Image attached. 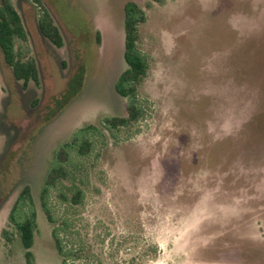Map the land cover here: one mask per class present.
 Segmentation results:
<instances>
[{
  "label": "rangeland",
  "instance_id": "rangeland-1",
  "mask_svg": "<svg viewBox=\"0 0 264 264\" xmlns=\"http://www.w3.org/2000/svg\"><path fill=\"white\" fill-rule=\"evenodd\" d=\"M12 1L39 81L16 80L0 49V264H27L9 222L27 186L35 264H62L52 231L63 221L67 264H264V0H43L60 48L34 2ZM129 1L147 14L144 117L110 131L104 118L127 115L116 83ZM87 125L100 129L95 147L50 191L51 224L41 193L54 154ZM74 187L77 206L59 197Z\"/></svg>",
  "mask_w": 264,
  "mask_h": 264
},
{
  "label": "trees",
  "instance_id": "trees-1",
  "mask_svg": "<svg viewBox=\"0 0 264 264\" xmlns=\"http://www.w3.org/2000/svg\"><path fill=\"white\" fill-rule=\"evenodd\" d=\"M37 5L40 11L38 27L41 34L54 46L60 48L63 45L59 29L54 24L52 16L44 6L43 0H30ZM125 52L124 59L127 68L122 72L116 83L117 93L128 101L126 116L106 117L102 120L103 128L110 131H123L138 123L144 117V108L139 100L140 87L148 77L150 71L149 58L140 48L139 28L147 21V14L137 3L129 1L125 4ZM28 35L24 27L22 17L17 11L12 0H0V49L3 52L5 62L12 69L18 81L24 86L30 82L39 81L37 64L34 59L27 58L18 51L19 41L26 42ZM100 133L95 125H87L77 131L73 138L63 143L55 152L50 170L47 174L41 193L44 212L48 221L54 224L52 213L47 206L50 191L59 189L64 181L75 178V172L70 169L74 159L88 157L95 144L93 137ZM76 188V187H74ZM73 188V189H74ZM72 190V189H70ZM72 192V191H71ZM60 199L72 206L83 203V193L80 188L72 192L71 197L66 193L59 194ZM34 205L33 195L29 186L25 187L18 196L9 216L10 226L17 233L21 245L25 251L27 264H35V256L32 251L35 238L38 233L37 214L30 210L29 214L22 216L26 205ZM56 223V222H55ZM52 231L58 254L62 258V264H67V259L75 253L64 250L60 232H67L70 227L66 221ZM9 234L8 230L3 235ZM12 235V232H11ZM12 241V240H11ZM10 242V241H9Z\"/></svg>",
  "mask_w": 264,
  "mask_h": 264
}]
</instances>
